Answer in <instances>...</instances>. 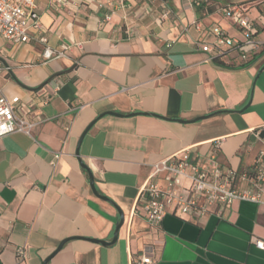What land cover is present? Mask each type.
<instances>
[{"label": "crops", "instance_id": "0c3cea01", "mask_svg": "<svg viewBox=\"0 0 264 264\" xmlns=\"http://www.w3.org/2000/svg\"><path fill=\"white\" fill-rule=\"evenodd\" d=\"M34 1L45 45L67 49L46 60L38 35L0 38V95L18 97L32 122L29 134L0 138V264H43L63 240L47 264H264L252 243L264 241V205L171 210L153 227L140 198L153 166L172 156L193 160L218 145L221 169L241 172L264 149V47L249 64L206 61L201 50L211 26L242 39L228 13L236 6L264 43V0H115L103 23L105 0ZM88 172L123 216L110 246L82 240L110 241L119 220Z\"/></svg>", "mask_w": 264, "mask_h": 264}, {"label": "built area", "instance_id": "2783aa9c", "mask_svg": "<svg viewBox=\"0 0 264 264\" xmlns=\"http://www.w3.org/2000/svg\"><path fill=\"white\" fill-rule=\"evenodd\" d=\"M57 1V0H55ZM115 0L98 1L96 11L102 13V21L108 22ZM201 0L193 4L200 6ZM118 7H124V0H116ZM239 29L242 39L228 37L217 26H211L208 34L213 41L202 46L208 54L206 61L225 56H235L243 64L248 63L264 47L254 38L255 22L246 15L241 6L228 11ZM163 14L162 16H165ZM45 30L40 23L34 0H0V38L15 44H26L31 35H38L45 46L43 58L64 57L61 50L47 47ZM18 97L7 99L0 95V138L12 133L29 134L32 122L20 108ZM217 148L204 156L191 160L186 152L167 158L155 164L140 191L142 209L150 226H158L169 211L182 215L204 217L210 208L218 210L236 201H247L264 205V149L259 153L252 167L241 172L223 171L217 160ZM54 156L52 165L58 160ZM253 245L264 251V241L253 239ZM18 259L25 258L24 248H17ZM148 256H142L139 264H151Z\"/></svg>", "mask_w": 264, "mask_h": 264}, {"label": "water", "instance_id": "95a60500", "mask_svg": "<svg viewBox=\"0 0 264 264\" xmlns=\"http://www.w3.org/2000/svg\"><path fill=\"white\" fill-rule=\"evenodd\" d=\"M262 70H264V67L261 68V71H262ZM62 73H63V72H60V73L54 74L53 76H51V77L48 79L47 82H49L51 79H53V78H55V77L61 75ZM47 82H46V83H47ZM46 83H44L43 85H45ZM43 85H42V86H43ZM42 86H40L39 88H36V89H31V91L38 90V89L42 88ZM109 114H111V115H115V114H113V113H109ZM208 117H210V115H209V116L199 117V118H196V119H194V120H192V121L178 120V122H180V123H185V124H187V123H194V122H197V121H200V120L206 119V118H208ZM88 129H89V128H87L86 131H88ZM83 135H84V134H83ZM82 137H83V136H82ZM88 181H89V187H90V189H91L93 195H94L96 198H98V199H100V200H102V201H105V202L109 203L111 206H113V207L118 211L119 220H118V222H117V223L115 224V226H114V230H113V234H112V239H111L110 241L95 240V239H82V240H86V241H89V242H92V243H95V244H100V245H102V246H110V245H113V244L116 242V240H117V238H118V232H119L120 228H121L122 225H123V221H124V220H123V216H122L121 212L116 208V206H115V205H114L109 199H107L106 197L100 195V194L97 192V190H96V188H95V186H94V182H93L92 175H91L89 172H88ZM67 241H68V240H63V241L57 246V248H56V250L53 252V254H52L51 256H49L46 260H44L43 264H47V263L49 262V260H50V259H51V258L57 253V252H59V251L61 250L62 246H63Z\"/></svg>", "mask_w": 264, "mask_h": 264}, {"label": "trees", "instance_id": "16d2710c", "mask_svg": "<svg viewBox=\"0 0 264 264\" xmlns=\"http://www.w3.org/2000/svg\"><path fill=\"white\" fill-rule=\"evenodd\" d=\"M208 1H210V0H201V2H200V6H201L202 4L207 3ZM200 6H198V7H200ZM218 59H220V58H215L214 60H218ZM253 59H254V57H253L248 63H246V64H249Z\"/></svg>", "mask_w": 264, "mask_h": 264}, {"label": "rangeland", "instance_id": "374dc122", "mask_svg": "<svg viewBox=\"0 0 264 264\" xmlns=\"http://www.w3.org/2000/svg\"><path fill=\"white\" fill-rule=\"evenodd\" d=\"M257 37H258V38H262V37H264V36H262L261 34H259V35H257Z\"/></svg>", "mask_w": 264, "mask_h": 264}]
</instances>
